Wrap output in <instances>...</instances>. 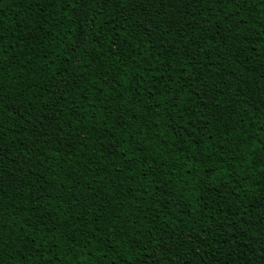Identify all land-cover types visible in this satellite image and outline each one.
<instances>
[{
    "label": "trees",
    "instance_id": "obj_1",
    "mask_svg": "<svg viewBox=\"0 0 264 264\" xmlns=\"http://www.w3.org/2000/svg\"><path fill=\"white\" fill-rule=\"evenodd\" d=\"M0 264H264V0H0Z\"/></svg>",
    "mask_w": 264,
    "mask_h": 264
}]
</instances>
